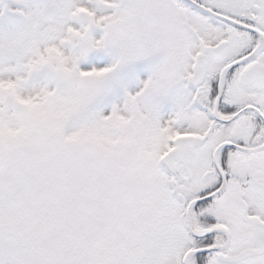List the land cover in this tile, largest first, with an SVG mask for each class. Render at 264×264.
I'll return each instance as SVG.
<instances>
[{
  "label": "snow or ice",
  "instance_id": "obj_1",
  "mask_svg": "<svg viewBox=\"0 0 264 264\" xmlns=\"http://www.w3.org/2000/svg\"><path fill=\"white\" fill-rule=\"evenodd\" d=\"M0 264H264V0H0Z\"/></svg>",
  "mask_w": 264,
  "mask_h": 264
}]
</instances>
